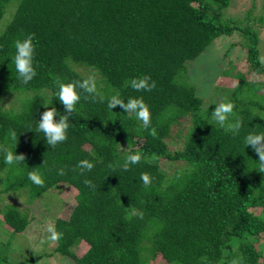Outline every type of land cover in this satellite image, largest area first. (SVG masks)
Returning <instances> with one entry per match:
<instances>
[{
	"label": "trees",
	"instance_id": "obj_1",
	"mask_svg": "<svg viewBox=\"0 0 264 264\" xmlns=\"http://www.w3.org/2000/svg\"><path fill=\"white\" fill-rule=\"evenodd\" d=\"M229 3L0 0V199L21 191L25 203H31L61 183L70 185L59 187L73 193V203L55 220L63 235L54 251L75 264H156L158 257L167 264H230L237 257L244 264H264V172L258 154L244 143L247 134L264 132V93L255 79L264 75V65L256 29L222 21ZM262 11L259 23L264 26V3ZM237 32L245 40L244 64L252 78L224 71L238 80L231 88L218 81L219 99L204 106L188 65L214 39ZM28 34H34L37 74L24 84L15 69V42ZM92 72L105 101L85 99L81 92L67 140L49 147L38 131L44 105L63 115L58 82ZM143 75L156 82L150 92L130 87L131 79ZM116 93L125 102L143 97L156 137L119 106L108 108L107 99ZM225 100L235 105L229 122H242L235 136L212 115ZM4 150L23 154L25 160L5 164ZM137 151L141 162L123 171L126 156ZM82 159L94 164L83 174L77 167ZM175 162L171 170L164 169ZM59 169L65 174L59 175ZM32 170L43 175L42 188L28 179ZM143 172L153 177L148 187L140 179ZM85 179L95 188L86 186ZM11 192L18 193L6 195ZM1 200L0 226L11 235L22 233L27 212ZM134 209L144 212L143 220L132 215ZM82 242L88 249L79 256ZM9 247L0 242V264H14Z\"/></svg>",
	"mask_w": 264,
	"mask_h": 264
},
{
	"label": "rangeland",
	"instance_id": "obj_2",
	"mask_svg": "<svg viewBox=\"0 0 264 264\" xmlns=\"http://www.w3.org/2000/svg\"><path fill=\"white\" fill-rule=\"evenodd\" d=\"M264 0H230L229 6L221 13L222 21H231L240 24L241 28H255L259 37L258 46L261 50V56H264V26L259 23V19L263 13L262 5ZM4 16L3 22L7 21ZM6 23V22H5ZM230 37L221 35L214 39L207 48L191 61L188 65V76L190 82L195 85L196 94L205 101L204 106L214 104L219 99L218 94L215 95L214 86L219 81L224 86L231 88L238 80L223 72L232 69V72L241 71L247 79L252 78L244 64L245 44L244 38L240 32L234 33ZM226 75V77H224ZM233 78V79H232ZM258 83H261L259 93H264V75L255 77ZM225 92V88L223 91ZM215 95V97H213ZM222 97V95H221ZM222 99V98H221ZM219 101V100H218ZM6 101V106L11 104ZM177 162L171 165H165L164 169L171 170ZM168 166V167H167ZM70 185L61 183L52 189L47 190L31 203H25L26 198L23 192L14 197H4L1 203L6 201L18 204L20 208L25 209L29 217V223L22 233L11 235L6 229L0 226V242L10 244L8 250V258L14 264H75L71 258L54 251L55 243L45 242L41 244L42 239H46L49 235L46 231L49 223H54L56 218L67 213V207L72 206L73 193L65 194L59 187ZM56 188V189H54ZM24 191V190H22ZM18 192L7 193L13 195ZM6 204V203H5ZM3 205V204H1ZM260 209H256V213ZM262 242V253L264 256V235L260 237ZM88 249V245L84 242L79 244L77 254L80 256ZM264 262V261H262ZM156 264H167L161 258H156Z\"/></svg>",
	"mask_w": 264,
	"mask_h": 264
},
{
	"label": "clouds",
	"instance_id": "obj_3",
	"mask_svg": "<svg viewBox=\"0 0 264 264\" xmlns=\"http://www.w3.org/2000/svg\"><path fill=\"white\" fill-rule=\"evenodd\" d=\"M34 34H28L22 40L18 39L15 42V56L14 64L15 69L18 73V79L22 83H29L36 76V69L33 66L34 56ZM259 62L264 65V56L259 57ZM238 83V82H237ZM130 87L137 92H150L156 87V82L148 75H143L138 78L130 80ZM81 92L86 93L85 99L91 97L94 101L104 102V95L98 91L97 87V75L95 72L90 73L85 78L80 80H71L68 82H58V99L63 104L64 114L59 115L56 107H49L44 105L45 110L41 115V119L38 123V131L43 132L46 138V143L49 147L55 148L58 144L63 143L67 140L68 129H69V118L76 111V105L81 99ZM107 106L109 109H113L119 106L124 112L133 115L137 120L142 122V127L145 130L150 131V135L156 137L157 132L155 128L151 127V112L148 104L145 102L143 97H130L126 100L121 97L119 93L111 95L107 99ZM234 103L230 100H225L215 105L212 115L217 124L224 128L225 131L232 133L234 136L238 135L242 127V122L236 120L235 122H229V117L232 115L234 110ZM58 117V118H57ZM16 132L13 131L11 136L16 137ZM246 146L251 148L258 154V166L259 171L264 172V132H251L244 138ZM6 152L4 157L5 164L12 165L25 160L23 154H16L10 150H4ZM142 160V153L137 151L130 153L124 159V162L120 165L123 171L130 170L131 165L140 163ZM77 167L80 169L81 174L85 171H91L94 164L88 159H82L79 161ZM110 167H113L110 165ZM114 170V169H113ZM59 175H64V169L58 170ZM28 179L38 187H43L45 180L43 175L37 171L32 170L28 172ZM140 179L145 187L151 185L153 177L143 172L140 175ZM83 183L86 186L92 185L90 180L85 179ZM132 215L143 220L144 212L142 210L134 209ZM49 234L46 239L40 241L41 244L45 242L58 243L63 233L58 231L54 223H49L46 228ZM230 264H244L243 257L233 258Z\"/></svg>",
	"mask_w": 264,
	"mask_h": 264
}]
</instances>
